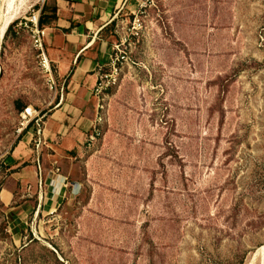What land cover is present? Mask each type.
Returning a JSON list of instances; mask_svg holds the SVG:
<instances>
[{
  "label": "rangeland",
  "instance_id": "rangeland-1",
  "mask_svg": "<svg viewBox=\"0 0 264 264\" xmlns=\"http://www.w3.org/2000/svg\"><path fill=\"white\" fill-rule=\"evenodd\" d=\"M117 19L129 64L78 194L16 244L0 204V264H261L264 0H129ZM40 61L28 29L4 35L0 187L17 103L45 112L55 93Z\"/></svg>",
  "mask_w": 264,
  "mask_h": 264
},
{
  "label": "crops",
  "instance_id": "crops-1",
  "mask_svg": "<svg viewBox=\"0 0 264 264\" xmlns=\"http://www.w3.org/2000/svg\"><path fill=\"white\" fill-rule=\"evenodd\" d=\"M128 3L44 0L41 5L45 14H51L53 8L57 14L54 21L43 26L44 48L57 89L44 112L41 146H35L34 128H24L3 162L8 180L0 187V204L15 244L22 240L23 229L37 238L33 228L39 229L59 216L61 206L78 194L82 181L73 179V168L87 166L93 157L85 146L96 114L92 88L99 65L110 60L115 46L121 43L119 38L122 41L117 17ZM112 20L116 24L109 32L115 37L108 36Z\"/></svg>",
  "mask_w": 264,
  "mask_h": 264
},
{
  "label": "built area",
  "instance_id": "built-area-1",
  "mask_svg": "<svg viewBox=\"0 0 264 264\" xmlns=\"http://www.w3.org/2000/svg\"><path fill=\"white\" fill-rule=\"evenodd\" d=\"M42 5V4H41ZM41 5L38 8H32L31 12L24 16L15 25V29L26 28L30 32L33 46L39 50L40 64L45 73H47V81L50 89H57L56 82L52 75V68L44 48V38L46 36V28L40 26ZM121 43L115 46L114 53L106 64L99 65L97 79L92 88V95L96 99V114L93 121L91 132L88 134L85 146L91 149L95 146L97 137L101 134L100 124L103 116L100 115L107 105L103 102L107 98V91L120 82V77L126 66L129 64V58L126 52L121 48ZM21 132L24 128L32 126L35 130V146L39 148L44 141V124L46 114L42 110H38L32 105H26L20 112Z\"/></svg>",
  "mask_w": 264,
  "mask_h": 264
},
{
  "label": "bare ground",
  "instance_id": "bare-ground-1",
  "mask_svg": "<svg viewBox=\"0 0 264 264\" xmlns=\"http://www.w3.org/2000/svg\"><path fill=\"white\" fill-rule=\"evenodd\" d=\"M25 2L26 0H6L2 13H0V44L9 25L21 13ZM261 264H264V255L261 258Z\"/></svg>",
  "mask_w": 264,
  "mask_h": 264
},
{
  "label": "trees",
  "instance_id": "trees-1",
  "mask_svg": "<svg viewBox=\"0 0 264 264\" xmlns=\"http://www.w3.org/2000/svg\"><path fill=\"white\" fill-rule=\"evenodd\" d=\"M35 8H38L39 6L35 5ZM45 10V6L43 5L41 7V13H40V26L43 27L44 25H46L47 23H51L52 21H54L57 18V14H56V9L53 8L51 14H45L44 13ZM18 20H14L8 27V29L6 30L5 35H8L10 32H12L15 27V25L17 24ZM116 24L115 20H112L110 25L107 28H111L114 27ZM25 106H22L20 103H17V108H19V110L21 111Z\"/></svg>",
  "mask_w": 264,
  "mask_h": 264
}]
</instances>
